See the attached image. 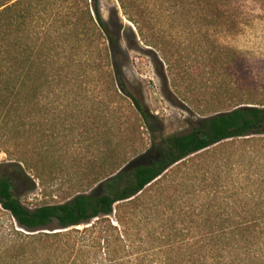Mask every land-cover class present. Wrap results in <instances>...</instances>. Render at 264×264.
Instances as JSON below:
<instances>
[{"label":"trees","instance_id":"16d2710c","mask_svg":"<svg viewBox=\"0 0 264 264\" xmlns=\"http://www.w3.org/2000/svg\"><path fill=\"white\" fill-rule=\"evenodd\" d=\"M47 1L0 0V115L9 116L19 96L32 103L50 91L71 93L82 77L99 74L113 82L117 97L129 101L136 123L153 131V116L140 93L127 88L119 65L120 30L103 20L99 0H76L71 11H79L80 18L75 19V12L47 17ZM117 1L143 40L151 24L147 4ZM178 2L197 15L200 27L229 33L236 28L229 0ZM74 38L84 41L83 59L76 57L77 43L65 46ZM255 138L264 143V104L237 103L202 118L186 134L154 137L150 152L157 158L150 163L125 167L128 161L119 152L103 164L93 190L35 208L16 195L18 175H26L15 164V172L0 175V207L18 228L2 234L0 264H264V180L258 178V196H250L220 175L212 180L203 173L198 180L192 170V182L178 181L176 175L187 164L220 152L225 143ZM167 181L158 196L148 198ZM29 183L34 190L35 183Z\"/></svg>","mask_w":264,"mask_h":264},{"label":"rangeland","instance_id":"374dc122","mask_svg":"<svg viewBox=\"0 0 264 264\" xmlns=\"http://www.w3.org/2000/svg\"><path fill=\"white\" fill-rule=\"evenodd\" d=\"M229 1L233 33L200 27L197 15L178 7V0H141L151 21L142 40L117 0H99L103 20L120 30L119 65L127 88L140 93L153 116V131L136 123L129 101L116 96L107 75H86L73 92L50 91L32 103L19 96L9 116L0 115V175L15 172V164L24 171L26 177L18 175L16 189L20 202L35 208L90 192L103 164H110L119 152L128 161L125 167L150 163L157 158L150 152L154 137L186 134L202 118L237 103L264 104V0ZM75 2L48 0L46 16L75 12L73 19L80 18L79 11H71ZM200 34L205 37L200 39ZM67 42L66 47L74 43L81 47L78 60L85 57L84 41ZM215 44L222 48L215 50ZM250 140L225 143L220 152L183 167L177 180L187 177L192 182V170L198 180L203 173L212 180L220 175L228 184H240L250 196H258V178L264 180V143ZM29 180L35 183L34 190L30 191ZM166 183L148 192V198L158 196L157 190ZM111 220L116 224L114 216ZM10 227L18 229L0 207V239ZM54 232L53 228L50 233Z\"/></svg>","mask_w":264,"mask_h":264}]
</instances>
